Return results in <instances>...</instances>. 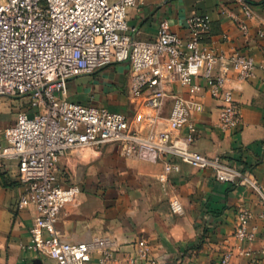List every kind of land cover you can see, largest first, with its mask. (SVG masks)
I'll return each instance as SVG.
<instances>
[{
	"label": "built area",
	"instance_id": "1",
	"mask_svg": "<svg viewBox=\"0 0 264 264\" xmlns=\"http://www.w3.org/2000/svg\"><path fill=\"white\" fill-rule=\"evenodd\" d=\"M145 0H0V96L29 95L35 113L19 112L0 143V163L15 162L23 188L17 208L34 207L36 217L30 227V244L26 250L53 259L57 264H87L93 254H100L98 264H116L119 248L110 238H93L71 243L57 231L63 208L71 204L81 189L59 183L58 164L72 151L100 150L106 145L135 146L139 157L157 160L177 158L181 163L210 171L223 184L250 186L264 208V183L233 167L224 157H209L192 148L195 126L191 117L203 110L196 99L203 91L195 80L206 81V91L221 104L219 128L237 131L243 124L240 106L226 88L234 73L239 81H251L264 63L257 64L243 54L227 56L203 45L210 17L197 16L187 21L190 38L183 41L173 33L167 21L160 22L154 41H134L128 10ZM247 18L252 17L244 7ZM244 33L245 22L240 23ZM114 63H129L132 71L131 93L138 97L149 92L147 107L155 112L151 123L161 119L160 112L168 97L165 83L177 79L188 89L189 98L173 96L167 130L143 136L130 130L129 119L121 113L86 107L67 98L70 79L94 74ZM188 129L185 137L173 134ZM178 164L168 161L158 177L164 191L169 175L178 173ZM173 214L184 209L177 197L169 201ZM248 209L237 214L234 238L241 247L225 250L222 264L234 258H251V245L257 231ZM264 253V250L262 251ZM150 245L140 240L134 255L122 259L124 264H163Z\"/></svg>",
	"mask_w": 264,
	"mask_h": 264
},
{
	"label": "crops",
	"instance_id": "2",
	"mask_svg": "<svg viewBox=\"0 0 264 264\" xmlns=\"http://www.w3.org/2000/svg\"><path fill=\"white\" fill-rule=\"evenodd\" d=\"M119 0H114L118 2ZM252 12L247 18L244 7ZM210 17L208 31L202 36L204 46L227 56L239 53L264 63V0H145L128 10L127 34L134 41H154L160 22L167 21L173 33L183 41L190 38L187 21ZM245 22L244 33L240 23ZM203 88L196 99L201 112L193 113L195 126L192 148L209 157H224L233 167L264 183V76L260 70L251 81H239L234 73L226 88L240 106L243 124L237 131L223 132L218 124L221 104L206 91V81L194 82ZM132 71L129 63H114L91 74L70 79L69 101L113 113L129 119L130 130L154 136L167 130L173 96L189 98L188 89L177 79L165 83L168 97L161 117L155 124V112L147 107L149 92L133 97ZM0 96V143L14 124L19 112L35 113L31 107L14 105V98ZM22 101L21 103H23ZM188 129L175 132L185 137ZM171 161L180 167L169 175L166 191L158 177ZM59 183L77 185L81 192L62 209L57 231L66 242L78 243L93 238H110L117 247L118 262L134 255L137 242L146 241L163 264H222L225 250L241 247L234 238L237 214L248 209L257 238L251 245V258H234L230 264H264V208L250 186L223 184L210 171L181 163L177 158L141 159L135 146L106 145L100 150L69 152L58 164ZM23 193L15 162L0 163V264H57L53 259L26 250L30 227L36 217L34 207L18 210ZM177 197L184 215L171 212L169 201ZM100 254H93L87 264H98Z\"/></svg>",
	"mask_w": 264,
	"mask_h": 264
},
{
	"label": "rangeland",
	"instance_id": "3",
	"mask_svg": "<svg viewBox=\"0 0 264 264\" xmlns=\"http://www.w3.org/2000/svg\"><path fill=\"white\" fill-rule=\"evenodd\" d=\"M110 1L111 2H114V0H110ZM13 100H14V105L15 106L22 107V105H27V106L31 107V101H32V99H31V97L29 95L24 96L22 98H14ZM22 101H24L23 102L24 104L21 103Z\"/></svg>",
	"mask_w": 264,
	"mask_h": 264
},
{
	"label": "water",
	"instance_id": "4",
	"mask_svg": "<svg viewBox=\"0 0 264 264\" xmlns=\"http://www.w3.org/2000/svg\"><path fill=\"white\" fill-rule=\"evenodd\" d=\"M40 264V263H39Z\"/></svg>",
	"mask_w": 264,
	"mask_h": 264
}]
</instances>
